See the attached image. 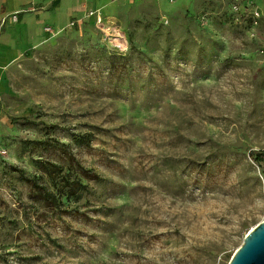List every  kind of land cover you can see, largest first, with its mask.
I'll return each instance as SVG.
<instances>
[{"label":"rangeland","instance_id":"obj_1","mask_svg":"<svg viewBox=\"0 0 264 264\" xmlns=\"http://www.w3.org/2000/svg\"><path fill=\"white\" fill-rule=\"evenodd\" d=\"M235 3L133 0L103 17L127 48L89 17L0 66V264L230 263L264 221V0ZM44 138L88 185L48 224L12 168L39 174Z\"/></svg>","mask_w":264,"mask_h":264},{"label":"crops","instance_id":"obj_2","mask_svg":"<svg viewBox=\"0 0 264 264\" xmlns=\"http://www.w3.org/2000/svg\"><path fill=\"white\" fill-rule=\"evenodd\" d=\"M132 1L0 0V66L10 65L29 49L36 48L51 32L78 26L89 17L96 22L100 12L104 19L111 20L107 11Z\"/></svg>","mask_w":264,"mask_h":264},{"label":"trees","instance_id":"obj_3","mask_svg":"<svg viewBox=\"0 0 264 264\" xmlns=\"http://www.w3.org/2000/svg\"><path fill=\"white\" fill-rule=\"evenodd\" d=\"M74 140L80 146L89 145L92 135L75 133ZM25 142L32 150L43 147L51 154L49 157L33 156L39 174L28 175L24 168L12 165L30 185L29 203L23 205V215L29 219L28 216L35 214L37 223L48 224L70 208L71 201L80 191L88 188L79 175L85 166L72 145L58 138L29 139Z\"/></svg>","mask_w":264,"mask_h":264},{"label":"built area","instance_id":"obj_4","mask_svg":"<svg viewBox=\"0 0 264 264\" xmlns=\"http://www.w3.org/2000/svg\"><path fill=\"white\" fill-rule=\"evenodd\" d=\"M250 4L244 16L251 24L257 26L262 20V10L258 6H251ZM235 8L238 10L245 9L244 0H236ZM16 17L17 15H15V18ZM96 24L103 31L107 42H109L114 48L122 49L129 46V41L126 38V34L124 33L123 29L121 27L114 26V22H104L101 12L97 15ZM57 31L61 32L59 29Z\"/></svg>","mask_w":264,"mask_h":264},{"label":"water","instance_id":"obj_5","mask_svg":"<svg viewBox=\"0 0 264 264\" xmlns=\"http://www.w3.org/2000/svg\"><path fill=\"white\" fill-rule=\"evenodd\" d=\"M229 264H264V221L247 233Z\"/></svg>","mask_w":264,"mask_h":264}]
</instances>
